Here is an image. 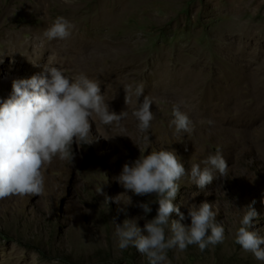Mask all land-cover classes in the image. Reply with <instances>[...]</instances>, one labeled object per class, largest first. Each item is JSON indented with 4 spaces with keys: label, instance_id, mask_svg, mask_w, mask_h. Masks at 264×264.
Segmentation results:
<instances>
[{
    "label": "rangeland",
    "instance_id": "obj_1",
    "mask_svg": "<svg viewBox=\"0 0 264 264\" xmlns=\"http://www.w3.org/2000/svg\"><path fill=\"white\" fill-rule=\"evenodd\" d=\"M107 12L111 27L100 23ZM65 15L75 17L77 38L93 37L36 53L46 46L41 31ZM57 46L71 53L66 67L53 58ZM0 61V100L13 80L44 74L48 65L97 81L109 110L128 112L119 127L91 122V144H74L73 161L45 166L40 197L0 200V264H149L135 247H118L112 222L137 220L143 229V217L155 218L159 205L154 194L126 192L116 177L141 151L160 149L174 151L186 171L217 149L229 166L202 190L188 175L178 181L181 212L210 203L225 233L204 252L169 250L168 264H264L234 242L248 206L257 212L250 230L264 236V0H0ZM141 84L144 94L127 105L124 86ZM147 95L154 119L140 132L132 112ZM177 104L192 121L190 133L169 127ZM120 195V204L104 203ZM149 202L145 214L137 205ZM181 223L190 226V217Z\"/></svg>",
    "mask_w": 264,
    "mask_h": 264
},
{
    "label": "clouds",
    "instance_id": "obj_2",
    "mask_svg": "<svg viewBox=\"0 0 264 264\" xmlns=\"http://www.w3.org/2000/svg\"><path fill=\"white\" fill-rule=\"evenodd\" d=\"M72 27L65 18L57 17L45 30L44 36L48 40H64L71 35ZM124 90L127 105L133 96L139 99L144 94L142 84L135 88L126 85ZM152 104V98L147 95L132 112L140 132H147L151 127L154 119ZM181 108L179 104L173 105L169 127H174L176 134L190 133L192 121ZM127 115V111L120 114L110 111L100 83L84 74L69 78L61 68L46 65L44 74L13 80L10 96L0 100V200L13 196L40 197L45 191V166L54 159L73 161L74 144H91V122L98 120L103 125L119 127ZM208 123L213 122L210 120ZM144 139L147 141L148 137ZM201 163L203 167L191 164L190 171H186L174 151L160 149L149 154L141 151L134 163L123 165L121 174L116 177L117 182L126 192L137 196L154 194L159 207L155 218L147 220L143 217V229L137 220L125 219L122 226L113 220L121 250L132 246L147 257L149 264H168L167 252L171 249L185 251L190 245H197L204 252L210 245L223 242L225 229L222 223L217 222L212 204L204 202L198 207L194 204L189 206L187 217L180 206L174 204L180 190L178 181L185 175L202 190L217 178L214 173L223 177L229 167L219 149ZM100 193L103 194L102 190ZM121 196H105L104 203L114 200L120 204ZM151 204L140 203L137 206L148 214L152 211ZM244 210L234 242L244 252L264 262V236L250 230L257 212L251 206ZM173 213L179 220L170 221ZM188 217L191 224L185 226L181 222ZM166 228L170 235L166 236Z\"/></svg>",
    "mask_w": 264,
    "mask_h": 264
},
{
    "label": "bare ground",
    "instance_id": "obj_3",
    "mask_svg": "<svg viewBox=\"0 0 264 264\" xmlns=\"http://www.w3.org/2000/svg\"><path fill=\"white\" fill-rule=\"evenodd\" d=\"M45 1H47V0H45ZM113 15H114V17H116L117 19L121 16V14H122V9L119 7V6H117V8H116V10H115V12L113 11V13H112ZM111 13H106V14H104L102 17V19H101V24H102V26H104V27H106V26H109V27H111L110 26V24H109V19H107L109 16L108 15H112ZM63 18H65L67 21H69L70 23H71V25H72V21H73V19L75 18V17H73L72 15H65V16H63ZM49 25L50 24H48V25H46L45 26V28L43 29V31H41V33H42V35H43V37H42V40H43V42L45 43V47L44 48H42L41 50H39V51H37L36 53H44V52H46L47 51V48H48V46L49 45H51V43L52 42H59V44L60 43H63L64 41L65 42H79V41H83V39L84 40H86V39H88V38H91V37H93V36H90V37H88L87 35H84L83 37H79V38H77L74 34H73V31H74V27H72L71 29H70V31H71V35L67 38V39H64V40H60V39H53V40H48L45 36H44V32H45V30L49 27ZM39 35V34H38ZM101 35V34H100ZM37 42H38V40H37ZM105 42V41H104ZM59 46V45H58ZM54 47V48H50V49H53V50H55V51H57V53L56 54H54L53 56V58L55 59V61H57L58 62V64L60 63L62 66H65L66 64H65V61L68 59V58H70V54L71 53H69L68 52V50H66V49H63V48H61V47ZM50 47V46H49ZM22 50H24V49H21V52H23ZM52 50V51H53ZM78 52V51H77ZM55 53V52H54ZM81 53V52H80ZM73 56V55H72ZM56 62V63H57ZM67 66V65H66ZM65 66V67H66ZM169 70V69H168ZM87 72H89V70L87 71ZM170 75V74H169ZM168 82V84H169V82H170V84H172V82H173V80H170V79H165L164 81H163V83H167ZM170 86V85H169ZM193 100V99H192ZM232 104V103H231Z\"/></svg>",
    "mask_w": 264,
    "mask_h": 264
}]
</instances>
